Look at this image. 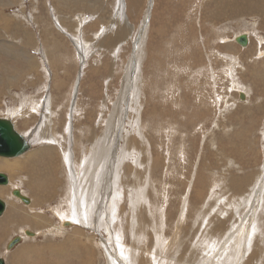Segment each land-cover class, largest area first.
Instances as JSON below:
<instances>
[{
  "label": "rangeland",
  "instance_id": "obj_1",
  "mask_svg": "<svg viewBox=\"0 0 264 264\" xmlns=\"http://www.w3.org/2000/svg\"><path fill=\"white\" fill-rule=\"evenodd\" d=\"M9 1L0 0L9 22L8 27L6 21L1 24L0 39L22 46L26 40L16 33L14 22L22 21L40 35L51 20L58 22L57 14L75 25L76 33L68 32L75 36L71 43L77 52L64 48L57 56L61 61L56 71L52 54L29 44L26 49L40 58L42 78L27 74L23 57L5 48L0 52V63L22 72L19 86L11 87L3 98L0 117L9 118V108H25L21 118L10 117L30 146L26 152L48 146L50 151L56 146L63 152L60 171L47 169L50 164L44 162L32 166L33 177L25 174L13 180L14 188L32 200L35 194L29 182L38 177L57 183L59 192L41 208L40 213L50 218L41 227L19 228V222L10 226L14 219H6L0 230V257L6 264L22 263L18 248L25 242L37 244L38 249L61 250L75 228L85 233L77 236L79 254L73 259L90 255V264H110L103 243L98 242L103 239L117 251L142 253L141 264H264V5L261 14L251 13V1L258 7L261 0H68L80 2L78 12L54 5L58 0ZM112 24L117 27L109 28ZM108 28L109 33L122 29L112 45L102 42ZM242 33L252 37L247 46L235 41ZM62 78L63 87L54 88L55 79ZM240 91L247 93L248 100L246 94L240 99ZM48 98L56 112L52 116ZM105 131L115 139L105 140V148L107 142L111 144L98 167L88 158L92 144ZM74 136L76 144L70 145ZM115 153L121 165L113 160ZM45 157L48 161L50 154ZM5 171L1 172L9 175ZM234 177L247 181L237 188ZM103 179L115 186L110 196L116 210L105 219L107 224L89 229L81 216L99 185L95 191L92 187ZM13 197L21 209L15 214L22 220L32 202ZM0 198L8 205L9 196ZM97 201L96 211L102 207L101 199ZM61 210L68 212L62 215ZM26 229L37 233L26 235ZM15 235H22V241L8 250ZM39 251L28 264L50 257L48 250ZM122 258L113 263L131 264ZM71 262L72 258L61 261Z\"/></svg>",
  "mask_w": 264,
  "mask_h": 264
},
{
  "label": "bare ground",
  "instance_id": "obj_2",
  "mask_svg": "<svg viewBox=\"0 0 264 264\" xmlns=\"http://www.w3.org/2000/svg\"><path fill=\"white\" fill-rule=\"evenodd\" d=\"M18 0H10L9 3L10 4H14L16 3ZM59 3H54V5L56 4L57 6L61 7V8H65L66 9H77V5L80 3H77V5H75L73 2H70L68 0H58ZM224 0H222L223 2ZM263 2V5H264V0H261ZM133 2V1H132ZM152 3V0L150 1ZM220 2V1H219ZM121 3V2H120ZM129 3V2H128ZM127 3V4H128ZM221 3V2H220ZM257 3V2H256ZM86 4V3H85ZM134 4V2H133ZM1 5V4H0ZM88 5H89V2H88ZM152 5V4H151ZM233 5V3H232ZM75 6V7H74ZM229 6V5H228ZM2 7V6H0ZM199 7V6H198ZM227 7V6H226ZM221 9H224L225 8V4L223 3L222 6H220ZM2 9V8H1ZM80 9V8H79ZM79 10L77 9V12ZM70 13V11H68ZM5 12L3 10H0V27L2 26L1 24H3L5 21L7 22L8 18L7 16L4 14ZM253 13V12H252ZM123 14V13H121ZM56 19H57V23H55L53 20H51L50 24L48 26H46L45 28H43L41 31H40V35L37 34L35 35L22 21H17L16 23L14 22L13 24V28L14 30L16 31V33H19V34H23V38L24 40H26V42H23L24 45L21 46L20 45H17L13 42H9V40L5 39L2 37V39H0V52L2 50V48H5L6 51H8L9 53L10 52H13L14 55H18L20 56L19 58H22L26 60L27 62V66H26V69H27V74H31V73H35L36 76H40V78H42V75L43 72L41 70V64H40V58L38 56L37 53H34V54H31L26 48L30 49V46L29 44L34 47L36 46H40L44 49L45 53H47L48 55H51L52 54V65H54L56 67V71L58 70L57 68H59V64H60V59L57 58L58 54L62 52V50L64 48H69L73 51H76V49L73 48L72 46V43H71V40L75 37L74 34L72 36L71 33H69L68 31L70 32H75L76 33V30H75V25L71 24V23H68V21H64L65 20V17H63L62 15H57V14H54ZM67 17V15H65ZM113 16V15H112ZM36 22H38V25H41V22H40V19L38 17H34ZM113 18V17H112ZM124 18V17H123ZM44 19V18H43ZM199 19V17H198ZM46 20H48V17L46 18ZM112 20V19H111ZM99 21V20H98ZM5 22V25H7V27L9 26V22L6 23ZM11 22V21H10ZM12 23V22H11ZM125 23V21H124ZM127 23V22H126ZM125 23V24H126ZM70 24V25H68ZM130 24V23H129ZM4 25V26H5ZM57 28H56V27ZM116 26L117 27V24H112L109 26V28L111 27H114ZM146 26V25H145ZM6 27V26H5ZM6 27V28H7ZM97 27V26H96ZM132 27V26H130ZM80 28V26H79ZM109 28L104 31L105 34L107 33V36H103V39H102V42H107L108 44L112 45L113 41L115 42V37L118 35H121V31L117 30L115 32V30L111 33H109ZM8 30V29H6ZM147 30V29H145ZM9 31V30H8ZM57 33V35H55L54 33ZM200 32V31H199ZM138 33V32H137ZM146 33V31H145ZM51 36H49V35ZM243 34V33H242ZM248 34V38H249V33H246ZM66 35V36H65ZM241 34H238L235 36V41L238 42L236 40V37L239 36ZM143 36V35H142ZM141 36V37H142ZM122 38V37H121ZM82 39V38H81ZM79 41V40H78ZM136 41V40H135ZM141 43H142V40H141ZM231 43V42H230ZM239 43V42H238ZM250 43V41H249ZM248 43V44H249ZM103 44V43H102ZM229 44V43H228ZM232 44V43H231ZM240 44V43H239ZM247 44V45H248ZM26 45V46H25ZM81 47L83 46V43H80ZM241 45V44H240ZM246 45V46H247ZM241 46H244V45H241ZM25 47V48H24ZM231 47V46H229ZM83 48V47H82ZM227 48V47H226ZM118 49V48H117ZM229 49V48H227ZM82 50V49H81ZM233 50V49H232ZM118 51V50H117ZM234 51V50H233ZM231 52V51H230ZM117 53V52H116ZM78 56V55H77ZM76 57V56H75ZM74 57V58H75ZM144 57V56H143ZM226 57V56H225ZM224 57V58H225ZM231 57V56H229ZM235 58V57H234ZM232 59V58H231ZM135 61V60H134ZM137 61V60H136ZM82 62V61H81ZM6 63H0V86H2L1 88V91H0V108L2 106V103H3V98L9 93V90L11 89V87H13L14 85L16 86H19V81H22L21 77H20V74L19 73H22V72H19L17 71L14 67L15 66H12V65H5ZM47 64V63H46ZM49 67V66H48ZM17 68V67H16ZM23 68V67H22ZM99 69V68H98ZM133 69V68H132ZM235 69V68H234ZM21 70V69H20ZM51 70V69H49ZM49 70L46 69L47 73L49 74H52V72L50 73ZM66 71V69H65ZM67 72V71H66ZM71 72V71H70ZM68 73V72H67ZM69 74V73H68ZM28 76V75H27ZM127 76V75H126ZM213 76V75H212ZM57 77H60V76H57ZM141 77V76H140ZM50 79V78H49ZM104 79V78H103ZM137 79V78H136ZM217 81V80H216ZM35 81H31V84H33ZM93 82V81H92ZM65 83V80L62 78V79H55L54 81V88H57V89H61L63 87ZM22 84V83H21ZM35 85V84H34ZM78 86V85H77ZM139 86V85H138ZM241 87V86H240ZM49 88V86H48ZM75 88V87H74ZM74 88H73V91H74ZM179 89V88H178ZM243 89V88H242ZM77 90V89H76ZM57 91V90H56ZM141 92V91H140ZM245 93L244 91H240L239 93ZM246 96H247V100H248V95L247 93H245ZM13 95V94H12ZM14 96V95H13ZM240 96V94H239ZM73 97V96H72ZM106 98V97H105ZM241 99V98H240ZM43 100V99H42ZM136 100V99H135ZM134 100V101H135ZM44 101V100H43ZM45 102L47 103L48 105V108H47V111L49 112V115L52 116V115H55L56 112L54 113L53 109H52V98H48V100H45ZM227 102V101H226ZM5 104V103H3ZM133 105V104H132ZM4 106V105H3ZM2 106V107H3ZM103 106V105H101ZM7 107V106H6ZM71 107V106H70ZM10 110L8 111L7 114H9V118L11 119L10 116H13L15 118L17 117H20V116H24L25 115V108L24 109H19L17 111L15 110H12L11 108H9ZM3 110V108H2ZM30 111L31 112H36L37 110H34V109H31L30 108ZM46 111V109H45ZM73 113V112H72ZM69 114V113H68ZM30 115V114H29ZM39 116V115H38ZM44 116V114H43ZM28 117V116H27ZM21 118V117H20ZM19 118V119H20ZM46 119H48L47 116H45ZM30 117L27 118L26 120V124L28 123ZM138 120V119H137ZM21 121V120H20ZM50 121V119L48 120ZM52 121V120H51ZM51 123V122H50ZM172 125V123H171ZM105 126V125H104ZM139 126V125H138ZM89 132V131H88ZM92 133V129L90 130L89 134L91 135ZM108 133V134H107ZM105 131V133L103 132V134L94 142L93 147H92V153H90V156L88 158V160H94L95 162H97L98 164V167H99V164L101 161H105L106 157H107V149H108V145L111 144L107 142V145H106V148L104 146V143H105V140L107 138H111V139H115L112 135H111V132H107ZM74 133L71 132V135H73ZM42 135V134H41ZM127 135V134H126ZM125 135V136H126ZM75 137V136H74ZM73 137V138H74ZM121 138V137H120ZM127 138V137H126ZM89 139V138H88ZM126 140V139H125ZM73 141L70 145H72L73 143H75L76 141V137L74 138V140H71ZM117 143V142H116ZM56 144V143H54ZM127 144V143H126ZM67 145V144H66ZM112 147V146H111ZM63 148V147H62ZM69 148V147H68ZM71 148V147H70ZM69 148V149H70ZM118 148V147H117ZM128 148V147H127ZM40 149H42L43 151L42 152H39ZM40 149H35L33 151H30V152H25L24 154L20 155V156H17V157H13V158H0V171H4V169L6 170L5 172H8L9 173V183L7 185H1L0 187V197L4 196L5 198H7L9 196V201H8V205L6 203V208L3 212L2 215H0V230L6 226V219H14L13 222H10L9 224H11L10 226H14L15 222H19L21 223V225H19V228L23 225V224H29V225H39V227L42 226V224L44 225L45 223L49 222L50 218L46 215V214H42L40 213V211L42 210L41 208L43 207V205H46L48 202H47V199H50L52 198L53 196H55L58 192H59V189H57V183L56 184H53L52 183V180H48L47 182L44 181L41 177H38L40 179L39 182L38 180L37 181H30L29 182V187L31 189V191H33L35 194L34 195V198L33 200L30 198V202L29 203H26V204H31L29 206H26V209L24 210V215L22 216V220L20 217H17V215L15 214L16 212H19L21 211L18 210L16 207V205L19 204L18 201H15L16 199L13 197V190L15 189L14 185L12 182H15L13 180H15L16 178H18L19 176H23L25 174H27L29 176V178L33 177V171H32V166H38L40 165V163H49L50 166L49 167H46L47 169H55L56 172L57 171H60V165L62 164V154L59 150V148H57L56 146L53 147V149L50 151V147L48 146V148H40ZM110 149V148H109ZM113 150V149H112ZM118 151V150H117ZM148 151V150H146ZM65 152V151H64ZM69 152V151H68ZM73 152V151H71ZM122 153H124L123 151H121ZM126 152V151H125ZM88 153V152H87ZM118 153V152H117ZM127 153V152H126ZM45 154H50V157L48 159V161L46 160L47 158L45 157ZM76 154V153H75ZM69 154H67L65 152V156H66V159H69L70 156H68ZM85 155V154H84ZM121 156V155H120ZM127 155H125L126 157ZM69 157V158H68ZM75 157V156H74ZM87 157V156H86ZM93 157V158H92ZM119 155H117L116 153L113 155V160L116 161L118 159ZM125 157L123 159H125ZM45 158V159H44ZM109 158V157H108ZM65 159V160H66ZM74 159V158H73ZM162 159V158H161ZM56 161V162H55ZM120 161V165H121V160H118ZM116 161V162H118ZM65 162V161H64ZM75 163V162H74ZM117 164V163H116ZM144 164V163H143ZM94 166V165H93ZM92 166V167H93ZM78 167V166H77ZM86 167V166H85ZM98 167L96 169H98ZM62 168V167H61ZM72 168V167H71ZM112 168V167H111ZM114 168V167H113ZM35 169V168H34ZM91 169V167H90ZM72 171H73V168H72ZM36 172V171H35ZM42 172V171H41ZM120 172V171H119ZM75 173V171H74ZM74 173L71 174V177H74ZM40 174V173H39ZM51 174V173H50ZM38 175V174H37ZM118 175V174H117ZM39 176V175H38ZM43 177V175H41ZM55 176V175H54ZM53 176V177H54ZM93 176V175H92ZM104 175L101 174L99 176V178L101 179ZM243 176V175H242ZM252 176V175H251ZM263 176V175H262ZM24 177V176H23ZM47 177V176H46ZM50 177V176H49ZM90 177V176H89ZM236 177V176H235ZM233 178L232 181L234 182L235 186L237 188H240L241 187V184H244L247 179L246 178ZM35 178V176H34ZM37 178V176H36ZM58 178V177H57ZM21 179V178H20ZM28 179V177H26V180ZM111 179V178H110ZM97 180V178H96ZM112 181V180H111ZM24 181H22L23 183ZM55 182V181H54ZM59 182V181H58ZM139 182V181H138ZM232 182V183H233ZM21 183V182H20ZM18 184V183H17ZM25 184V183H24ZM23 184V185H24ZM99 187L96 189V195L94 197V199L88 204V208H87V211L83 213V215L81 216L83 220L86 221V224H87V227L89 229H92V227H102L105 219L109 216H111L112 212H113V209L116 210V208H114V206L112 205V197L110 196V191L112 192V194H115V186L113 184H111V182H108L107 180L104 181L101 180L100 184H95L92 188L93 190L95 191V187L98 186ZM264 185V184H263ZM82 187V186H81ZM264 187V186H263ZM262 187V188H263ZM59 188V187H58ZM260 188V187H259ZM261 188V189H262ZM20 189V188H19ZM71 189V188H70ZM260 189V190H261ZM9 190V195L6 196L5 192ZM21 190V189H20ZM29 191V190H28ZM22 192V191H21ZM86 192V189H84V192H81V193H85ZM263 192V191H262ZM262 192H260L262 194ZM32 193V192H31ZM102 193H105V194H102ZM13 194V195H11ZM70 196H71V192L69 193ZM82 195V194H81ZM259 195V194H258ZM15 196V195H14ZM261 196V195H260ZM16 197V196H15ZM87 197V196H86ZM19 198V197H18ZM259 198V197H258ZM264 198V197H263ZM21 199V198H20ZM97 199H101L102 201V207L101 209H98V211H96L95 209H97V207H95V203H97ZM22 200V199H21ZM88 200V199H87ZM5 201V200H4ZM23 201V200H22ZM263 201V200H262ZM6 202V201H5ZM24 202V201H23ZM69 202V201H68ZM259 202V201H258ZM25 203V202H24ZM256 206V205H255ZM69 207V206H68ZM254 207V206H253ZM255 208V207H254ZM257 208V207H256ZM69 209V208H68ZM23 210V209H22ZM62 211V210H61ZM60 211V212H61ZM70 211V210H69ZM68 212V211H66ZM65 211H62V215H64L66 213ZM98 212V213H96ZM68 214V213H67ZM115 215V213H114ZM20 216V214H19ZM184 216V214H183ZM253 218V217H252ZM68 220V219H67ZM110 220V219H108ZM138 220V218H137ZM65 221V220H64ZM67 222H70V221H67ZM112 222V221H111ZM18 223V224H19ZM17 224V225H18ZM105 224L106 221H105ZM28 225V226H29ZM90 225L92 226L90 228ZM94 225V226H93ZM112 225V224H111ZM251 225V224H250ZM57 226V225H56ZM138 226V225H137ZM38 227V226H37ZM65 227V226H64ZM139 227H140V224H139ZM34 228V227H33ZM36 228V227H35ZM95 228V229H96ZM110 228V227H109ZM5 229V228H4ZM13 229V228H12ZM72 229V228H71ZM99 229V228H98ZM14 230V229H13ZM107 230V229H106ZM116 230V229H115ZM6 231V230H5ZM26 231V230H25ZM57 231V230H56ZM60 231V230H59ZM65 231V230H63ZM74 232H72V234H70L69 236L67 235L66 237V240L62 243V249L61 250H58V247L56 246H51V248H48V247H43L42 249L39 248L41 251L45 249V251L47 252L48 250V253H49V258H46V261L45 262H41L40 264H63L61 263V261L63 262V259H68L70 260V258H72V262L69 263V264H90L92 262L91 260V256L88 255V256H85L84 258H82L81 260H78L77 259H73V256L75 255H78L79 254V249H78V239L77 236H80L81 238L84 236V233L82 229L80 228H75L73 229ZM92 231V230H91ZM120 231V230H119ZM118 230L117 231H114L116 234H119ZM71 232V231H70ZM97 232V231H95ZM100 232V231H99ZM108 232V231H107ZM110 232V231H109ZM112 232V231H111ZM3 233V232H2ZM11 233H14L11 232ZM10 233V234H11ZM37 233V232H36ZM68 233V232H67ZM114 233V234H115ZM26 234V233H25ZM87 234V233H86ZM22 236V235H21ZM76 236V237H74ZM86 237V236H85ZM113 237H118L117 235H113ZM23 238V236H22ZM89 240H93V237L91 235V237L89 236L88 237ZM103 238V237H101ZM111 238V237H110ZM9 239V238H8ZM108 239V238H107ZM11 240V239H10ZM9 240V241H10ZM109 240V239H108ZM117 240V239H116ZM8 241V240H7ZM22 241V240H21ZM21 241L19 243H21ZM80 241L82 242V240L80 239ZM103 241V242H102ZM102 241H98V242H101L103 243L102 245L105 247L104 250L107 254V257H108V260H109V263L110 264H114L113 262L115 260H118V261H122L124 260L122 257L125 256V260L126 261H129L131 264H141V254L142 253H139L138 251H125L124 252H120L119 250L117 251L115 248L111 247V246H106V240H102ZM3 242V241H2ZM89 242V241H88ZM95 242V241H94ZM93 242V243H94ZM110 242V241H109ZM115 242V241H114ZM18 243V244H19ZM113 243V242H112ZM120 243V242H119ZM8 244V243H7ZM16 244V245H18ZM61 245V243H59ZM111 244V242H110ZM118 244V243H117ZM15 245V246H16ZM59 245V246H60ZM119 245V244H118ZM117 245V246H118ZM122 245V243H121ZM121 245H119L118 247H120ZM14 246V247H15ZM102 246V247H103ZM13 247V248H14ZM94 247V244L93 246ZM108 249H107V248ZM117 247V248H118ZM2 248V244H0V249ZM12 248V249H13ZM131 248V247H129ZM128 248V249H129ZM240 248V247H239ZM38 249V245L35 244V243H24L23 245H21L19 248H18V253L22 256L23 258V261L21 264H28L27 261L29 260V257H33V259H37L38 258V253H40ZM60 249V248H59ZM119 249V248H118ZM123 249V248H122ZM89 252V250H88ZM144 253V252H143ZM52 255L54 256L52 258ZM143 256V255H142ZM245 256V255H244ZM145 258V257H143ZM89 259V261H88ZM52 260V261H50ZM53 260H55L53 262ZM237 260V259H236ZM220 261V260H219ZM241 261V260H240ZM90 262V263H89ZM224 264V263H223ZM240 264V263H239Z\"/></svg>",
  "mask_w": 264,
  "mask_h": 264
},
{
  "label": "water",
  "instance_id": "obj_3",
  "mask_svg": "<svg viewBox=\"0 0 264 264\" xmlns=\"http://www.w3.org/2000/svg\"><path fill=\"white\" fill-rule=\"evenodd\" d=\"M236 40L246 46L249 43L248 34L243 33L236 37ZM240 98L245 99V93H240ZM30 148L25 136L21 133L14 122L9 118L0 117V156L2 157H17L24 154ZM9 176L0 171V184L7 185ZM13 194L21 198L25 203L30 202V198L23 194L19 188L13 190ZM6 208V202L0 198V215L3 214ZM26 235L34 236L36 232L26 229ZM22 240L21 235H15L7 244V249H12ZM0 264H6L4 258L0 257Z\"/></svg>",
  "mask_w": 264,
  "mask_h": 264
},
{
  "label": "crops",
  "instance_id": "obj_4",
  "mask_svg": "<svg viewBox=\"0 0 264 264\" xmlns=\"http://www.w3.org/2000/svg\"><path fill=\"white\" fill-rule=\"evenodd\" d=\"M251 4H252V6H251V13L253 12H258V13H260L261 12V6H262V4H263V2L261 1L260 2V4L258 5V7H254V5H256L254 2H252L251 1ZM261 14V13H260ZM250 39L252 40V37H251V35L249 36V41H250ZM251 42V41H250Z\"/></svg>",
  "mask_w": 264,
  "mask_h": 264
}]
</instances>
